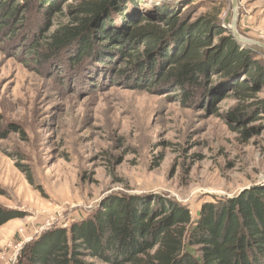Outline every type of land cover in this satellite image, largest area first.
Listing matches in <instances>:
<instances>
[{
	"label": "rangeland",
	"instance_id": "obj_1",
	"mask_svg": "<svg viewBox=\"0 0 264 264\" xmlns=\"http://www.w3.org/2000/svg\"><path fill=\"white\" fill-rule=\"evenodd\" d=\"M133 1L130 14L156 17L198 4L186 16L190 24L219 9V26L231 32V0ZM237 10L238 33L264 43V0H238ZM117 16L107 21L112 32L120 31ZM64 20L54 15L46 33L28 22L16 37L0 30V208L16 216L0 225V264H15L25 243L68 228L120 193H140L145 203L174 200L195 220L205 202L264 186V112L241 122L227 84L195 102L175 99L170 89L137 87V72L118 77L127 65L96 40L87 61L47 71L31 45ZM251 47L264 65V49Z\"/></svg>",
	"mask_w": 264,
	"mask_h": 264
},
{
	"label": "trees",
	"instance_id": "obj_2",
	"mask_svg": "<svg viewBox=\"0 0 264 264\" xmlns=\"http://www.w3.org/2000/svg\"><path fill=\"white\" fill-rule=\"evenodd\" d=\"M66 2L0 0V30L16 37L28 22L46 33L53 27L51 18L62 17L64 22L31 45L35 62L47 71L87 61L83 56L96 40L110 44L127 65L117 71L118 77L137 72V87L170 89L175 99L195 102L227 84L238 119H261L264 65L255 58L253 45L241 47L219 26V9L190 24L186 16L198 5L193 2L181 13L163 11L157 17L130 14L133 0H76L63 9ZM113 12L118 13L120 31L107 28ZM21 169L32 183L29 170ZM143 199L140 193H120L68 228L39 234L25 243L15 264H264V186L205 202L195 220L179 202ZM8 211L0 208V225L16 217Z\"/></svg>",
	"mask_w": 264,
	"mask_h": 264
},
{
	"label": "water",
	"instance_id": "obj_3",
	"mask_svg": "<svg viewBox=\"0 0 264 264\" xmlns=\"http://www.w3.org/2000/svg\"><path fill=\"white\" fill-rule=\"evenodd\" d=\"M237 3H238V0H231L232 19L230 23V30L232 32V35L235 37V39L238 42H240L243 45H253V46H257V47L264 49V43L258 42L250 38L243 37L238 33L237 28H236V24L238 20Z\"/></svg>",
	"mask_w": 264,
	"mask_h": 264
}]
</instances>
